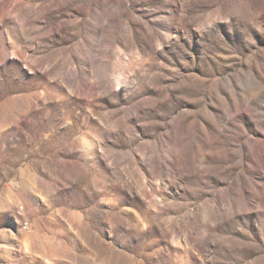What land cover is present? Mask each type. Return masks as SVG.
<instances>
[{
	"label": "rangeland",
	"instance_id": "obj_1",
	"mask_svg": "<svg viewBox=\"0 0 264 264\" xmlns=\"http://www.w3.org/2000/svg\"><path fill=\"white\" fill-rule=\"evenodd\" d=\"M0 264H264V0H0Z\"/></svg>",
	"mask_w": 264,
	"mask_h": 264
}]
</instances>
